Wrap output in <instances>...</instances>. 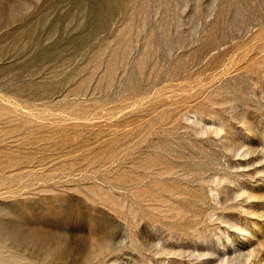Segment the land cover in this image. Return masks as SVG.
I'll list each match as a JSON object with an SVG mask.
<instances>
[{"label": "rangeland", "instance_id": "rangeland-1", "mask_svg": "<svg viewBox=\"0 0 264 264\" xmlns=\"http://www.w3.org/2000/svg\"><path fill=\"white\" fill-rule=\"evenodd\" d=\"M0 264H264V0H0Z\"/></svg>", "mask_w": 264, "mask_h": 264}]
</instances>
